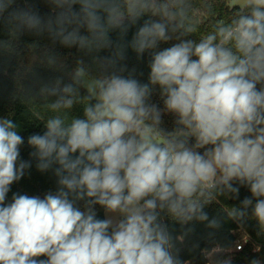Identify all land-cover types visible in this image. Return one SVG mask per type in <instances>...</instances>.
<instances>
[{
  "label": "clouds",
  "instance_id": "clouds-1",
  "mask_svg": "<svg viewBox=\"0 0 264 264\" xmlns=\"http://www.w3.org/2000/svg\"><path fill=\"white\" fill-rule=\"evenodd\" d=\"M227 3L234 16L195 40L191 0H0L10 36L0 54H18L23 35L47 37L41 63L64 72L36 95L25 90L50 113L42 132L25 141L17 121L0 116V264H187L177 242L192 229L174 237L164 217L218 228L205 205L217 194L239 199L241 188L251 195L228 215L250 209L264 230V0ZM57 44L83 53L70 70ZM128 49L149 54L147 83L126 63ZM77 104L82 116L71 115ZM33 159L55 190L9 200Z\"/></svg>",
  "mask_w": 264,
  "mask_h": 264
},
{
  "label": "trees",
  "instance_id": "trees-1",
  "mask_svg": "<svg viewBox=\"0 0 264 264\" xmlns=\"http://www.w3.org/2000/svg\"><path fill=\"white\" fill-rule=\"evenodd\" d=\"M192 9L191 17L193 23L198 25V32L191 35L190 38L199 40L201 34H207L215 30L214 26L218 20H230L236 9L229 7L227 0H191ZM46 10V9H45ZM131 38L129 34L128 39ZM9 31L6 26L0 25V40H9ZM115 39V34H113ZM34 41H38L40 48L31 49ZM53 47L47 37L38 38L32 35H23L20 38L18 46V54L9 56L7 53L0 54V116L8 117L17 121L21 126V134L27 137L35 132H42L43 124L41 118L46 117L50 113H46L43 104L44 100L37 96L34 103L27 102L26 89L32 90V95H36L39 90L40 82H48L58 76L64 75L63 71H59L48 67L45 63H41L42 49L45 47ZM168 45L162 44L161 47ZM54 50L59 53L61 58L67 64V70L75 65V60L83 56L75 48L67 49L60 45H55ZM107 51H102L100 55H107ZM85 63L91 64V58L84 56ZM150 56L145 53L142 59H137L136 54L128 49L127 60L129 68L135 67L139 75L138 78L147 83L150 69L148 63ZM31 65V71H29ZM19 70V73H18ZM65 82L68 77L64 76ZM83 92V90H81ZM13 94L19 98L13 99ZM153 101L163 107L162 100L158 95V91L152 97ZM24 100L25 102H22ZM71 115L82 116L83 107L77 104L72 110ZM174 117L171 114L163 115L164 126L171 128ZM30 149L25 146L21 149V157L29 160ZM36 161L32 160V168L30 174L26 175L21 181L11 186V192L8 194L9 200L13 192L21 194L43 196L49 190H55L56 177L51 173H41L35 167ZM250 192L246 188H241L240 198L235 199L229 193L217 194L215 199L205 205L204 210L208 213L209 220L216 218L220 222V227H209L208 221H190L186 225L165 216L169 231L173 236L184 234L187 232L183 243L177 242L180 249L181 259L187 264H220L221 261L232 258V264H248V261L254 257L264 260V230H261L257 222L251 218V210L249 209L248 217L244 219L232 218L228 215L229 211L234 207H240V201L250 196ZM99 211V217L103 219V210ZM247 235V239L243 237ZM242 241V250H238L237 244ZM256 246H260L261 251H255ZM213 253V261L210 260L209 254Z\"/></svg>",
  "mask_w": 264,
  "mask_h": 264
},
{
  "label": "built area",
  "instance_id": "built-area-1",
  "mask_svg": "<svg viewBox=\"0 0 264 264\" xmlns=\"http://www.w3.org/2000/svg\"><path fill=\"white\" fill-rule=\"evenodd\" d=\"M247 238H248L247 235H245V236L243 237L244 240L247 239ZM242 245H243V242H242V241L238 242V244H237V248H238V249H241V248H242ZM207 264H210V262H208Z\"/></svg>",
  "mask_w": 264,
  "mask_h": 264
},
{
  "label": "rangeland",
  "instance_id": "rangeland-1",
  "mask_svg": "<svg viewBox=\"0 0 264 264\" xmlns=\"http://www.w3.org/2000/svg\"><path fill=\"white\" fill-rule=\"evenodd\" d=\"M209 257H210V260L213 261V253L212 252L209 254Z\"/></svg>",
  "mask_w": 264,
  "mask_h": 264
}]
</instances>
